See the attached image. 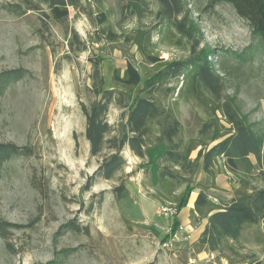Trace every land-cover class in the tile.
<instances>
[{"label": "rangeland", "instance_id": "rangeland-1", "mask_svg": "<svg viewBox=\"0 0 264 264\" xmlns=\"http://www.w3.org/2000/svg\"><path fill=\"white\" fill-rule=\"evenodd\" d=\"M12 1L0 0V74L18 70L22 77L0 95V144L25 147L31 155L0 165V221L12 225L0 239V264H217L214 255L194 250L206 224L194 221L187 208L196 191L178 214L162 210L175 205L174 197L162 194L156 185L162 147L149 149L143 160L126 149V164L115 181L96 178L88 185L100 162L89 155L80 109L94 99L89 59H102L107 89L114 86L112 72L122 71L128 59L142 80L153 74L152 66L135 46L105 38L95 41L97 9L91 0L84 12L70 9L63 23L48 21L47 27L38 12L16 16L3 10L2 5ZM143 1L140 11L130 14L129 0H104L113 29L125 34L149 30L151 40L159 42L160 57L185 59L190 43L158 33L156 4ZM185 1L203 33L198 49L210 48L215 66L224 69V96L236 94L242 112L264 131V50L258 40L231 5ZM72 32L85 43L84 51H77L76 40L71 48ZM162 103L174 109L183 137H195L206 118L202 97ZM119 116L111 107L108 123L116 124ZM222 164L211 180L200 162L192 186L209 187L207 193L226 204L238 185ZM118 179L129 191L121 200L112 193ZM172 223L177 229L170 234ZM240 240L244 251L264 263V220L246 229Z\"/></svg>", "mask_w": 264, "mask_h": 264}, {"label": "trees", "instance_id": "trees-1", "mask_svg": "<svg viewBox=\"0 0 264 264\" xmlns=\"http://www.w3.org/2000/svg\"><path fill=\"white\" fill-rule=\"evenodd\" d=\"M90 0H14L2 5L11 15L20 16L28 11L38 12L42 25L48 21L63 23L69 10L84 12ZM97 9L95 15V41L105 38L109 43L135 46L153 74L145 80L131 60L124 69L112 73L113 88L104 87L101 74L102 59H89L92 65L91 87L94 99L80 105L85 120L84 137L91 158L100 160L88 185L96 178L115 181L126 160L128 149L143 160L151 148L162 147L158 162L156 185L162 194L174 197L179 212L196 191L191 210L194 221H206L194 245L197 253L214 255L217 264H264L255 254L244 251L241 237L244 231L264 220V131L252 123L237 104V95L224 96V69L214 64L213 51L199 45L203 33L199 23L192 18L185 0H154V19L157 32L173 35L178 43H190L185 59L165 60L159 55V42H153L149 30L136 29L131 34L116 32L110 22L109 10L104 0H91ZM207 7L226 3L245 21L251 34L264 50V0H206ZM130 14L140 11L143 0H129ZM126 10V8H125ZM101 34V35H100ZM103 36V37H102ZM77 51L86 49L85 43L72 32ZM22 77L18 70L0 74V95L7 86ZM135 95L133 96V94ZM202 97L206 118L195 137L185 139L182 125L171 105L163 100ZM111 107L120 111L116 124H109L107 115ZM219 114V115H218ZM224 122V123H222ZM195 156L192 158V154ZM25 147L0 144V165L18 156H30ZM255 160V163L252 162ZM201 162L202 171L214 180L215 168H223L235 176L238 189L228 203L217 202L208 192L209 187L192 186V179ZM117 200L129 195L122 179L112 188ZM12 225L0 221V239H5ZM172 223L170 234L177 228ZM77 229V227H73ZM73 229V230H75Z\"/></svg>", "mask_w": 264, "mask_h": 264}, {"label": "built area", "instance_id": "built-area-1", "mask_svg": "<svg viewBox=\"0 0 264 264\" xmlns=\"http://www.w3.org/2000/svg\"><path fill=\"white\" fill-rule=\"evenodd\" d=\"M164 213L173 215V214H178V211L176 209L175 205L170 206V209H162Z\"/></svg>", "mask_w": 264, "mask_h": 264}, {"label": "crops", "instance_id": "crops-1", "mask_svg": "<svg viewBox=\"0 0 264 264\" xmlns=\"http://www.w3.org/2000/svg\"><path fill=\"white\" fill-rule=\"evenodd\" d=\"M194 198H193V200L191 201V204L189 205V207H187L189 210H192L193 209V204H194Z\"/></svg>", "mask_w": 264, "mask_h": 264}]
</instances>
